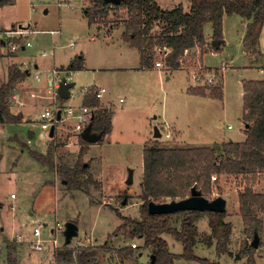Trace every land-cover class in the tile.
I'll return each instance as SVG.
<instances>
[{
    "label": "rangeland",
    "instance_id": "obj_1",
    "mask_svg": "<svg viewBox=\"0 0 264 264\" xmlns=\"http://www.w3.org/2000/svg\"><path fill=\"white\" fill-rule=\"evenodd\" d=\"M58 1L12 0L0 7V25L8 27L5 30L0 28V37L9 35L7 33L10 30H15L14 34L15 32L18 34L19 30L24 29L26 40L31 44L11 51L8 45L11 38H5L6 44L4 45L0 39V84L6 81L7 69L11 64L17 65L22 70L28 69L30 72L28 78L16 82L7 95L10 111L13 114H21L22 118L25 113L29 116L38 109L42 102L38 97L47 96L46 90L43 91V85L46 84L45 80L54 67L50 63L52 56L49 52L52 50L59 62L64 63L70 54H75L80 49L91 65L115 66L112 63V56L107 55L104 58L100 56L109 51V46L104 43L106 40L101 39L102 35L111 36L115 30L119 33L121 29H124L122 22L127 17L126 10L110 8L89 28L84 22L83 12L84 8H89L93 4V0H70L68 5H59ZM157 1L167 8L172 0ZM182 1L188 6V0ZM223 20L222 33L226 39L225 44L215 50L210 45L212 40L209 39L208 46H205L207 48L203 53L201 50L198 52L195 50L192 54L186 55L182 63L183 67L180 68L184 71H173L172 74L175 76L168 80L164 78L162 84L157 80H152L146 93L135 90L134 95L128 94L119 82L120 75L115 77L101 74L104 71L96 73V84L106 88L104 94H111L113 98L121 97L124 100L119 102V106L128 104L129 107L126 114L118 113L119 116L115 117V128L112 134H105L97 142L91 143V146L90 144L85 146L86 152L82 155V161L87 164V168L80 177L91 175L98 182L97 186L90 185V195L82 189L68 188L59 171L50 170L42 165L29 152L33 150L45 155L48 148H52V159L55 166L58 167L62 163L72 166L77 161L81 143L70 135L71 132L68 129L71 121L69 119L66 122L69 126H60L64 122L59 121L58 133L54 138L42 131L35 119L36 115H32L29 118L31 121H28L24 127L21 126V130L20 128L14 129L10 125H0V264H6L8 252H11L17 264H76L74 261L65 262L56 259L55 250L51 248L42 251L33 249L30 240L31 232L38 221L43 224V238L50 236V229L54 228L57 223L64 225L72 221L78 225V234L71 239L68 245L63 244V232L56 233L62 246L77 249L82 245H101L107 242L111 250L100 252L98 256L100 264L148 263L149 254L152 255L151 247L143 246L142 237L125 239L121 235L112 234L121 223L116 211L125 216L135 218L139 216V207L142 203L139 197L143 170L142 144L155 139L145 141L146 120L148 126L153 127V123L158 122V118L162 115L168 117L179 115V122L183 120L182 126L186 129L185 143L193 146L205 145L223 137L227 138V134L231 139L237 140L241 137L240 116L242 111V78L239 75H243V78L261 76L253 68L235 71L237 66L249 63L248 57L243 52L238 33L243 25L239 14L225 15ZM210 29L211 25L207 23L204 27V34L211 35ZM52 30L55 31L53 36L50 34ZM160 30L161 24L158 23L153 25L150 32L158 34ZM93 34L102 35L95 40H90L89 37ZM262 37L264 46V33ZM70 42H74L75 45L71 47ZM112 50L114 49H110ZM43 51L48 55H41ZM198 54H201V63L204 66L197 62ZM260 61L258 60L255 66ZM230 62L232 65L227 67L223 77L224 68L221 66L226 67ZM36 63L39 64L38 68L35 67ZM212 69L217 75L213 82H206L205 79ZM160 70L163 73L167 71L165 67ZM196 70L202 75L201 86H193L191 73ZM35 73H39L40 82L34 79ZM91 73L77 72L75 74V81H73L75 85L71 92L75 95L73 99L76 101L80 98L79 89L85 84L84 77L88 80ZM186 77L193 87H204V84H210L206 85L208 87H220L223 78L224 95L222 99L209 97L204 103H200L201 101L197 99L185 102ZM36 83L42 86L37 87ZM70 100L72 101L71 98L64 99L65 104H73ZM154 115H158V118ZM219 119L222 121L221 127H217L214 123V120ZM228 124L233 128L228 129L226 127ZM28 127L36 132L33 138H29L24 131V129L27 131ZM162 131V139H157L159 145H178L174 138L164 136V128ZM44 132L45 135L40 136V133L44 134ZM43 141H46L45 144ZM129 177L131 181H128ZM247 177L248 175L244 177V175L224 174L217 175L215 180L211 179V198L220 196L226 199L225 220L231 223L232 228L228 242L230 254H219L214 245L206 246L202 241V236L199 235L198 242L193 247L196 255L219 264L246 263V256L238 259L236 255L240 252L243 241L251 244L254 235L244 231L237 196L246 185H252L257 192L263 190L264 173H260L250 181ZM11 194L14 196L11 197ZM30 212L32 213L29 214ZM258 215L262 219V229L257 232L258 243L253 249V257L255 264H264V212L260 211ZM173 223L179 227L180 222L176 218ZM196 224L199 234L210 232L206 214H203ZM16 234H20L21 239H18ZM163 237L171 253H182V243L179 240L168 234H163ZM132 243L135 244L136 250L131 256L119 257L115 254L116 248ZM8 246H12V249L9 250ZM174 263L201 264L197 260L185 258H176Z\"/></svg>",
    "mask_w": 264,
    "mask_h": 264
},
{
    "label": "trees",
    "instance_id": "obj_2",
    "mask_svg": "<svg viewBox=\"0 0 264 264\" xmlns=\"http://www.w3.org/2000/svg\"><path fill=\"white\" fill-rule=\"evenodd\" d=\"M12 0H0V7ZM188 10L182 5L163 9L155 0H121L118 4L93 0V4L86 8L85 16L92 24L99 16L106 14L110 8H123L127 17L123 20L124 31L122 38L131 46L138 48L141 62L150 67L154 64L152 48L154 45H165L171 48L166 62L168 68H181L180 55L185 48H200L205 50L208 39L204 36V25L209 22L212 26V38L222 37V16L239 14L247 18V28L243 36V46L247 50L256 48L259 34L264 24V0H188ZM161 24L158 34L150 30L154 24ZM215 50L216 45L211 42ZM82 54L74 58L65 67L73 71L83 69ZM28 71L22 70L15 64L7 69L6 81L0 84V122L18 123L21 114H13L9 109L7 95L16 82L22 81ZM243 82V121L248 123L245 129L246 138L241 142L223 141L212 146H161L157 138L143 145L141 176L142 203L139 207V216H125L116 211L121 223L113 230V235H121L125 239L143 238V246H150L152 256L147 264H174L176 258L194 259L201 264H219L202 258L193 252V247L202 236L206 246L214 245L216 252L226 254L231 233V223L225 220V210L199 211L196 209L175 210L171 212L150 213V201L166 202L168 199H180L189 196L194 187L204 197L211 198V175H248L247 180H254L264 172V81L242 80ZM209 93L216 98L222 97L221 85L193 87L188 86V92L196 95ZM83 104L97 107L91 119V129L102 132V136L111 131L112 111L101 107L100 100L94 91L85 93ZM78 141L81 148L77 161L72 165L62 163L58 167L52 159V148H48L45 155L29 150L31 156L50 170L59 171L68 188L82 189L88 195L90 185H98L91 175L80 177L85 172L87 164L82 161L86 152V141L80 135ZM239 215L242 217L244 231L255 235L262 229V219L258 212H264V189L257 192L252 185H246L238 193ZM203 214L208 216L210 232L199 234L196 222ZM179 220V227L173 221ZM163 234L173 236L182 243V253L170 252L168 243ZM258 234V233H257ZM11 250L12 246H8ZM254 247L245 243L240 247L236 258L247 257L244 264H255L253 257ZM111 248L104 242L101 245H82L77 249L62 246L55 249L56 259L76 264H100V252L110 251ZM136 250L133 245H124L116 248L115 254L119 257L131 256ZM6 264H17L11 252L7 253Z\"/></svg>",
    "mask_w": 264,
    "mask_h": 264
},
{
    "label": "crops",
    "instance_id": "obj_3",
    "mask_svg": "<svg viewBox=\"0 0 264 264\" xmlns=\"http://www.w3.org/2000/svg\"><path fill=\"white\" fill-rule=\"evenodd\" d=\"M155 1L163 9L173 8V7H176L178 5H182L184 10H188L189 9L188 7L190 5L189 2H188V6L185 5V4H183L182 3L183 2L182 0H172V1L170 0L171 1V5L168 6L167 8H164L163 5L160 4V1H157V0H155ZM85 10H86V8H84V12H83L84 13L83 14L84 22L87 24V27L91 28L92 27V24H89L88 23L87 17L85 16ZM225 15H229V14L224 13L223 16H222V20H223V18H224ZM240 17H241V23L243 25V28L239 29L238 30V33L240 35L239 38H240V41L242 43L243 52L248 57L249 63L246 64V65L243 64L241 66L240 65L237 66L235 71L236 72H239V70H244L245 71V70H248L249 68L256 69L258 71V73L261 74V76H248L247 78H243V75H239V77L242 78V80L245 79V80H252V81H257V80L264 81V46H263V43H262V38H263L262 36H263V33H264L263 32L264 31V24H263V27H262L261 32L259 34V40H258V44L256 45V48L253 49V50H247L243 46V36L245 34V31H246V28H247V23H248L249 20H247V18H245V17H243L241 15H240ZM207 23H209V22H207ZM207 23H205V25ZM205 25H204V27H205ZM0 28L3 29V30H5L6 28L8 29V27H4V26H1V25H0ZM1 29H0V31H1ZM210 30H211V35H205L204 34V36H205L206 39H208V40L211 39L213 41V38L211 37L212 36V26H211V29ZM14 31L15 30H13V31L10 30L7 33L9 35H7L6 37H0L1 42H2L3 45L6 44L5 38L10 37L11 40L13 39V36L16 35V33L14 34ZM123 31H124V29H121L119 31V33H116L117 31L115 30V33H113L111 36H108V35L103 36L102 34H100V35H102V39L101 40H103V41L106 40L104 43L106 44V46H109L108 53L105 54V55H100V56H102L103 58H104V56H107V55L108 56H112V58H113L112 59L113 60L112 63L115 66H107V65H104V64H98L96 66L91 65L90 64L91 62H87L88 59L86 58L85 54L80 51V49L75 54H73V53L70 54L68 56L67 60L64 61V63L63 62H59V60H57L55 58L54 51L52 50L51 52H49V54L52 56V58L50 60V63L54 67H64L65 68L69 64V62L74 58V56L79 55V54H82L83 60H84L83 69L75 70L73 72V80L74 81H75V74L77 72H81V73H85V74H87L88 72H92L91 73L92 75H91L90 78L88 77L89 78L88 80H87L86 77H84L85 78V80H84L85 81V84L82 87H88V86H96V87L98 86V87H100V85L96 84L97 82L95 80V77H96V73L97 72L104 71V73L101 72V74H107V75H111V76L114 75L115 77H117L118 75H120V81H119L120 84L122 85V87H124L127 90L128 94H131V95H134V91L135 90L136 91H142V92L146 93L147 90L149 89V85H150V83H151L152 80H155V81L157 80L159 83L162 84L164 82V78H166L168 80V79L172 78L173 76H175V75L172 74L173 71L174 72L175 71H178V70L184 71L183 69H180V68H175V69L168 68V70L165 73H163V71H161L158 68H155L153 65L150 66V67L144 66L142 64V62H141L140 52H139L138 48L135 47V46H133V45L131 46L127 41L126 42H123V40H122L123 39L122 38ZM54 33H55L54 30L50 31V34L52 36L54 35ZM100 35H96L95 36L93 34V35H91L89 37V39L90 40H95L96 38L100 37ZM223 36H224V34L222 33V37L221 38L223 39V42L219 43V45L216 46V48H218V49L221 47L222 44H225L226 39ZM111 37H113L112 40H110ZM107 40H110V41H107ZM74 45L75 44H73L72 46L70 45V46L73 47ZM110 49H114V50L110 51ZM47 55H48V53L46 55H43V56H47ZM258 60H261V61L258 63L257 66H255L256 63L258 62ZM225 63H227V62H225ZM231 65H232L231 62L228 63L226 65V67L223 65L224 66V69H223L222 74L227 69V67L228 66L231 67ZM248 65H251V66L248 67ZM35 67L38 68L39 67V64L36 63L35 64ZM208 67H210V66H208ZM218 68H220V67H218ZM261 69H263V70H261ZM36 70H38V69H36ZM27 71H28V73H27V76L25 78H28V76L30 74V72H29L28 69H27ZM34 75H33V77L36 80V78H35ZM164 75H165V77H164ZM84 76H86V75H84ZM223 77H224V74H223ZM162 79H163V81H162ZM87 81H90V82H87ZM37 82H40V81H37ZM188 82L189 81H188V78H187L186 79V85H185V90H186L185 92H187L186 96L184 97V101L185 102L192 101V100L197 99V100L201 101L200 103H204L206 101V98H209V97L212 98V99L213 98L214 99L216 98V97H213L207 90L205 91L207 94L204 95V96L189 93L187 89H188V86H191V84H189ZM241 85H242L241 86L242 87V90H241L242 91V104H241L242 111H241V116H240V120H241V124H240V127H241L240 134H241V137L238 138L237 140H235V139H231L230 135L227 134V138H224L223 137V138L218 139L217 141H212L211 143H207L205 145L212 146L214 144H221V143H223V141H229V140L234 141V142H241L242 140H244L246 138L245 129L248 127L247 126L248 123H245L243 121V119H242L243 114H244V109H243V96H244L243 82H241ZM36 86L37 87H41L42 85L41 84L39 85V83H36ZM222 86H223V78H222V85H221V92H222V97H223L224 91L222 89ZM43 87H44L43 88V91L45 92V90H46V92H47L46 85H43ZM102 87H104V86H102ZM105 92H106V90H105ZM222 97L221 98H218V99H222ZM38 98H40L42 102L40 103L41 105L38 106V109H36L35 112L32 113V115H34V116L35 115L37 116V114L40 111V109L48 102V99L46 97H38ZM82 100H83V97L80 96V98L77 101L75 99H73V98H72V101L71 100L70 101L73 104H76L77 105L79 103H83ZM123 100L124 99H122L121 97L113 98L111 94H103V96L100 99L101 107H103V108H110V110L112 111V118H111L112 127H111V131L109 133H107L108 135L109 134H112V132L114 131V128H115L114 120H115V117L116 116H119L118 113L124 115V114H126V112L128 110V107H129L128 104L127 105H124V106H122V105L119 106L120 105L119 102H121ZM37 101H38V99H37ZM24 115H25V116H23L24 118H21V121L18 122V123H2V122H0V125H2V124H3L2 126H4V125L5 126L10 125L14 129H16V128L19 129L20 128L19 130H21V126L24 127L25 124L28 121H31L29 118L32 116V115H29L28 116L26 113ZM36 116H35V119H36ZM154 117H157L158 118V115H154ZM22 119H23V122H22ZM179 119H180V117L177 114L172 115V116L170 115L169 117L167 115H162L160 118H158V122H156V123L154 122L153 123V127L156 125L157 128L159 129V132L161 133V136L158 137V138L162 139L163 126H167L169 128L170 133H171L170 137L171 138H174L175 139V142H177V144H178V145H170V146H179V147L193 146V145H189V143L188 144L185 143L186 142L185 141V137H186L185 132H186V129L183 128V126H182L183 125L182 124L183 123V120L181 122H179L180 121ZM66 122L67 121H64V123H62V125H60V126H69V125L66 124ZM69 123L72 126V121L69 122ZM179 123H181V124H179ZM214 123H215V125H217V127H221L222 126V121L220 119L219 120H214ZM17 124H19V125H17ZM70 127H69L68 130H70ZM153 127L148 126L147 120H146V124H145V137H146L145 139L146 140L145 141H148V140H150L152 138H157V137L154 136V132L155 131H154ZM226 127H228V129H232L233 128L229 124L226 125ZM57 128H59V125H56V127H54V130H53L54 137L58 133ZM24 131L27 133V135H28L29 138H33L34 135H35V133H36L33 129H31L29 127H28V130L27 131L25 129H24ZM49 131L46 132V133H48V135H49ZM42 135H45V132H44V134H41L40 133V136H42ZM53 135L52 136L49 135V136L52 137V138H54ZM47 139L48 138H46V140ZM48 140H50V139H48ZM43 142L45 144L46 141H43ZM143 144H144V142H143ZM143 144H142V147H143ZM205 145H196V146H205ZM89 146H91V144ZM42 151H44V149ZM142 151H143V149H142ZM141 161H142V159H141ZM141 164H142V162H141ZM141 176H142V174H141ZM31 213L32 212H30L29 214H31ZM131 245L134 246L135 244L132 243ZM149 256L151 257L152 255L149 254Z\"/></svg>",
    "mask_w": 264,
    "mask_h": 264
},
{
    "label": "built area",
    "instance_id": "obj_4",
    "mask_svg": "<svg viewBox=\"0 0 264 264\" xmlns=\"http://www.w3.org/2000/svg\"><path fill=\"white\" fill-rule=\"evenodd\" d=\"M70 0H59V5H68ZM16 33V32H15ZM71 46L74 44V42L69 43ZM9 48L11 51L17 50L19 47L24 48L25 46H30V42L26 40V32L25 30L21 29L18 31V34L16 33L15 36H13V40L8 42ZM205 46H208V42ZM205 49L207 47H204ZM171 48L165 45H154L152 48L153 58H154V66L158 69H162L163 67L166 68V62L168 59V54L170 52ZM200 51L201 49L196 48H185L183 53L180 55L179 63L180 67L182 66V63L184 62V59L186 55L192 54L193 52ZM42 55H46L47 53L43 51L41 53ZM196 55V54H195ZM198 63L199 65H203L201 63V54H198ZM204 66V65H203ZM201 67V66H199ZM224 68V66H221ZM167 69V68H166ZM196 69V68H195ZM263 70V69H261ZM73 70L66 69L62 67H53L51 72L48 74L45 85L47 89V96L48 102L40 109V111L37 114L36 121H38L42 131H49L52 126L56 127V125L60 122L67 121L68 119L72 121V126L70 127L69 132H71V136L78 141V136L80 135L81 131L84 129V127L90 123L91 119L94 116L95 109L97 107H91L87 106L83 103L79 104H65L64 98H61L58 93V88L60 85V82L62 79H66L67 82H73ZM192 79H193V86L198 85L201 86L200 81L202 80V75L198 74V71L192 72ZM216 71L212 69V71H209V75L206 77V82H213L216 77ZM35 78L37 81H40L39 73H35ZM75 85V83H74ZM73 85V86H74ZM210 85V84H204ZM214 85V84H212ZM69 88V98H74L75 95L71 92V89ZM94 91L95 96L100 100L105 92V87H96V86H88V87H81L79 89L78 95L81 97H84L85 93ZM59 114V117H58ZM165 129L164 136L169 138L171 133L169 131V128L167 126H163ZM54 137V135H53ZM211 179H216V174L211 175ZM14 194H11V197H13ZM42 226L40 221L36 223L35 226L32 228L31 232V243L34 250L42 251L47 248H51L53 250L60 248L62 245L59 243V240L57 238L56 233L59 231L63 232L64 225L57 223L56 226L50 229V236L47 238L42 237ZM16 237L18 239H21L20 234H16Z\"/></svg>",
    "mask_w": 264,
    "mask_h": 264
},
{
    "label": "water",
    "instance_id": "obj_5",
    "mask_svg": "<svg viewBox=\"0 0 264 264\" xmlns=\"http://www.w3.org/2000/svg\"><path fill=\"white\" fill-rule=\"evenodd\" d=\"M105 2L118 4L121 0H104ZM216 46L219 43L223 42V39H214L212 41ZM74 85V82H67L66 79H62L60 82L58 93L61 98L67 99L69 97V88ZM59 117V114H58ZM154 136L160 137L161 133L159 129L155 125ZM54 126L50 128L49 135H53ZM80 136L88 142H97L102 137V132H95L91 129V123H88L84 129L81 131ZM131 174V171H130ZM128 181H131V177H129ZM125 203V201H123ZM226 199L220 196L213 198L204 197L198 190L194 187L191 189L189 196L180 198V199H172L171 201L166 202H156L150 201L148 204V211L150 213H161V212H171L175 210H189L196 209L199 211H207V210H225ZM78 234V225L75 222L68 221L64 224V245H68L73 237ZM258 243V235L257 233L254 235V238L251 242L253 247H256Z\"/></svg>",
    "mask_w": 264,
    "mask_h": 264
}]
</instances>
